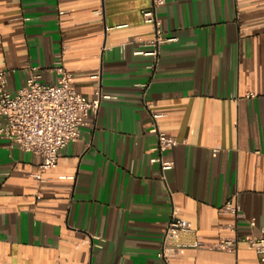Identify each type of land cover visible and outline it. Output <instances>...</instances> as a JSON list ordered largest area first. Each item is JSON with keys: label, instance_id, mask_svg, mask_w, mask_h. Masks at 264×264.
Wrapping results in <instances>:
<instances>
[{"label": "crops", "instance_id": "obj_1", "mask_svg": "<svg viewBox=\"0 0 264 264\" xmlns=\"http://www.w3.org/2000/svg\"><path fill=\"white\" fill-rule=\"evenodd\" d=\"M150 6L0 0L11 94L32 75L54 84L48 70L62 55L74 91L108 98L55 170L40 173L39 157L0 140V264H165L173 209L208 244L264 238V0H167L158 14L175 41L156 66L133 55L154 38L142 18ZM152 114L177 142L164 174ZM228 203L241 218L223 212ZM170 263L260 261L240 243L235 253L187 248Z\"/></svg>", "mask_w": 264, "mask_h": 264}, {"label": "built area", "instance_id": "obj_2", "mask_svg": "<svg viewBox=\"0 0 264 264\" xmlns=\"http://www.w3.org/2000/svg\"><path fill=\"white\" fill-rule=\"evenodd\" d=\"M150 8L142 12L143 22L154 30V38L142 41L134 56L153 58L155 66L159 60L162 47L175 39L165 36L158 10L167 0H149ZM153 66H151L152 68ZM36 69H32L35 71ZM56 75L54 84H42L40 76L32 75L26 85L11 94L7 90L8 71L0 70V140L6 141L10 148L29 152L41 159L40 173L55 170L61 152L72 142L81 138L82 118L97 114L101 102L108 99L100 91L93 100L77 93L71 86V74L63 65L62 55L48 70ZM253 98V96H249ZM163 116L152 114L153 126L158 132L155 151L161 172L174 167L173 162L164 161L163 156L170 152L177 142L158 129V122ZM43 182L41 175L36 177ZM65 179V178H61ZM165 181V178L163 177ZM223 212L241 218L240 208L226 204ZM254 227V223H250ZM240 243L245 244L258 255L260 264H264V238L247 237L244 239H223L215 244H208L191 229L188 221L179 217L173 209L171 218L164 230V241L157 258L165 264L184 249H209L235 253Z\"/></svg>", "mask_w": 264, "mask_h": 264}]
</instances>
